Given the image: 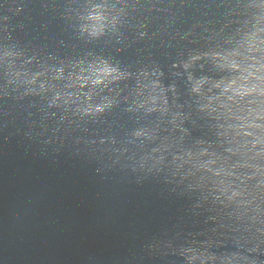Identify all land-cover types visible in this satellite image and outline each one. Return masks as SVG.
Instances as JSON below:
<instances>
[{"label":"water","instance_id":"water-1","mask_svg":"<svg viewBox=\"0 0 264 264\" xmlns=\"http://www.w3.org/2000/svg\"><path fill=\"white\" fill-rule=\"evenodd\" d=\"M0 264H264V0H0Z\"/></svg>","mask_w":264,"mask_h":264},{"label":"clouds","instance_id":"clouds-1","mask_svg":"<svg viewBox=\"0 0 264 264\" xmlns=\"http://www.w3.org/2000/svg\"><path fill=\"white\" fill-rule=\"evenodd\" d=\"M95 19H99V17H94ZM104 73H106V74H108V75H111L112 74V71L111 70H109V69H107V68H105L104 69ZM102 81L101 80H99V79H97L96 81H94V83H97V84H99V83H101ZM256 89H255V86L252 88V89H250L249 91H255Z\"/></svg>","mask_w":264,"mask_h":264}]
</instances>
